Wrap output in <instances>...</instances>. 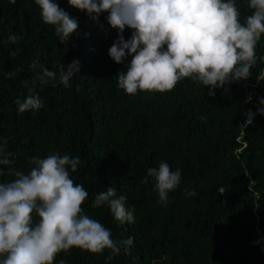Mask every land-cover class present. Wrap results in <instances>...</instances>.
<instances>
[{"label":"trees","instance_id":"16d2710c","mask_svg":"<svg viewBox=\"0 0 264 264\" xmlns=\"http://www.w3.org/2000/svg\"><path fill=\"white\" fill-rule=\"evenodd\" d=\"M56 2L79 21L68 45L42 22L33 0H0V41L10 32L22 37L16 44L0 43V138L13 154L10 165L0 166V182L13 178L9 167L28 170L33 155L79 156L71 178L88 191L84 212L114 238L132 236L134 243L111 261L107 252L73 248L58 253L53 264H264L261 244L254 243L264 237V116L241 128L245 113L255 112L257 97H264V34L252 75L214 90V96L189 78L163 93L129 95L116 86L124 65L108 55L117 31L107 13L94 19L67 0ZM236 6L243 21L250 10L244 0ZM123 34L127 39L131 30ZM37 57L50 70L77 59L79 71L70 87H38L43 107L18 113L13 101L27 95L23 81L33 78L29 65ZM13 69L20 71L6 79ZM249 95L252 101L246 102ZM160 161L179 168L182 177L166 204L151 178L144 182L146 170ZM111 185L134 207V223L116 221L107 206L91 207L95 195ZM193 189L196 195L187 196L185 190Z\"/></svg>","mask_w":264,"mask_h":264},{"label":"clouds","instance_id":"9594fccd","mask_svg":"<svg viewBox=\"0 0 264 264\" xmlns=\"http://www.w3.org/2000/svg\"><path fill=\"white\" fill-rule=\"evenodd\" d=\"M33 2L39 7L42 22L53 27L59 43L68 45L78 31V19L56 0ZM244 3L250 14L241 21L236 0H67L70 7L94 19L107 13L108 25L117 31L108 55L124 65L116 74V86L129 95L138 91L163 93L189 78L214 96L216 89L246 81L257 63L256 47L264 34V0ZM126 28L131 30L127 39L123 34ZM21 38L10 32L0 43L16 44ZM17 54L18 50H13L9 57L14 59ZM29 67L34 76L23 81L27 95L13 101L18 113L43 107L38 87L57 83L70 87L79 61L73 59L66 66L59 63L50 70L37 57ZM17 71L20 69L6 71L4 77H15ZM257 100L255 112L250 109L245 113V125L256 115L264 116V97ZM251 101L252 96H247L246 102ZM6 143V138H0V166L12 163L13 154L5 150ZM28 163L26 171L9 167L13 178L0 182V264H53L58 253L73 248L92 254L107 252L106 261L130 251L132 236L116 239L110 229L84 212L82 204L88 191L71 178L80 166L79 156L33 155ZM149 178L164 204L182 179L181 170L171 169L165 161L146 170L144 182ZM185 192L196 195L195 189ZM126 199L111 185L95 195L91 207L107 206L116 221L132 224L134 207L126 206ZM262 242L264 237L254 243ZM59 264L65 262L60 260Z\"/></svg>","mask_w":264,"mask_h":264},{"label":"built area","instance_id":"2783aa9c","mask_svg":"<svg viewBox=\"0 0 264 264\" xmlns=\"http://www.w3.org/2000/svg\"><path fill=\"white\" fill-rule=\"evenodd\" d=\"M245 119H246V117H245ZM247 125H249V124H247ZM247 125H245V120H244V123L242 124V130L247 126ZM260 250H261V253L264 255V242H262L261 243V248H260Z\"/></svg>","mask_w":264,"mask_h":264}]
</instances>
